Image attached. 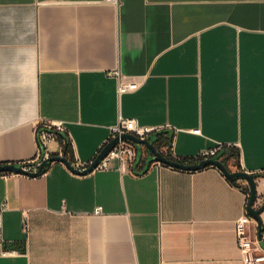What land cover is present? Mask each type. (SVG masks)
<instances>
[{"label":"crops","instance_id":"crops-1","mask_svg":"<svg viewBox=\"0 0 264 264\" xmlns=\"http://www.w3.org/2000/svg\"><path fill=\"white\" fill-rule=\"evenodd\" d=\"M114 69L140 86L120 93ZM120 116L171 134L177 157L239 151L228 167L257 173L261 206L264 0H0V163L38 169L43 118L67 128L50 153L92 161ZM136 149L128 166L0 172V264H242L248 179ZM253 218L264 245V207Z\"/></svg>","mask_w":264,"mask_h":264},{"label":"built area","instance_id":"built-area-1","mask_svg":"<svg viewBox=\"0 0 264 264\" xmlns=\"http://www.w3.org/2000/svg\"><path fill=\"white\" fill-rule=\"evenodd\" d=\"M108 1L118 3L119 0ZM109 74L118 78V91L120 93L134 90L138 88L142 82V80L136 76L122 74L119 69L110 70ZM66 129L65 122L61 119L43 118L38 122L37 132L39 149L37 159H39V161L51 155L48 150V144L57 139L59 133L66 131ZM157 129L158 127L139 123L135 117L120 116L118 122L112 126L111 134L107 142L116 137L117 140L114 142L109 152L96 165L95 169L108 168L110 159L114 157L120 160L122 166L133 164L137 154L136 144L131 139L122 137V135L126 132H130L141 138H146ZM193 130L195 132H200V128H194ZM224 146L223 143L219 142L203 148L195 158L203 159L217 155ZM71 162L76 170H83L91 163V161H82L76 157H73ZM252 172L255 173V171ZM96 211L100 212L101 206H98ZM253 219L247 207L245 212L237 218L236 238L242 252V264H264V245L262 244V239L259 237L257 228L253 231L250 228V223ZM12 251L14 250L4 249L3 253L6 254Z\"/></svg>","mask_w":264,"mask_h":264},{"label":"water","instance_id":"water-1","mask_svg":"<svg viewBox=\"0 0 264 264\" xmlns=\"http://www.w3.org/2000/svg\"><path fill=\"white\" fill-rule=\"evenodd\" d=\"M124 138L131 139L136 143L138 147H142V145H145L147 150L152 154V159L154 160H159L164 163L170 164L172 166H176L182 169H199L204 167L205 165H217L219 166L228 177H234V176H242L244 178H247L251 191L249 195V200L247 204V208L249 210V213L254 216L256 219L260 220V211L264 207V203L259 206L255 207L254 206V201L257 196V187H256V180H255V173L247 170V169H238V170H231L222 160L221 158L217 155L208 157V158H203L200 159L199 161L195 163H184L181 161L174 160L172 158H169L166 156L160 149H158L152 139L149 137L146 138H141L133 133L126 132L122 135ZM117 140V137L108 141L99 151L97 156L91 161V163L88 165L87 168L83 170H76L74 166L72 165L71 160L65 155V153H51V155L45 157L42 159L41 163L39 164L38 169L32 170L28 167L27 163H20V162H5V163H0V171L2 170H7V171H17V172H25V173H30V174H39L42 173L47 164L52 162L53 160H62L65 161V163L74 171L79 172V173H84V172H89L95 169L96 165L100 162V160L109 152L111 147L113 146L114 142ZM262 225L260 224L258 234L259 237L262 238ZM263 244V242H262Z\"/></svg>","mask_w":264,"mask_h":264},{"label":"trees","instance_id":"trees-1","mask_svg":"<svg viewBox=\"0 0 264 264\" xmlns=\"http://www.w3.org/2000/svg\"><path fill=\"white\" fill-rule=\"evenodd\" d=\"M59 136H62L61 132L59 133ZM171 142H172V136L171 134H162L161 136L157 137L156 138V141H154L156 147L158 149L161 150V148L163 146H169L171 145ZM64 150L66 151V154H68L70 157L73 155V151H72V148H71V145L68 143V141L64 144ZM222 151V150H221ZM219 152L218 153V156L221 158V160L228 166V159L230 158V156H236V157H239V151H233V150H224L222 152ZM166 156H168L169 158H172L174 160H177V161H181V162H184V163H195L197 161H199L200 159H196L195 157H177V156H174L173 154H171L169 151H162ZM167 164V163H165ZM209 165V164H208ZM208 165H205V166H208ZM204 166V167H205ZM176 167V166H175ZM0 172H8L7 170H2ZM255 175H257V173H255ZM242 176H234V177H229L234 183H236V180L238 178H240ZM248 192L250 193V189L248 188L247 189ZM260 223H261V220H260Z\"/></svg>","mask_w":264,"mask_h":264}]
</instances>
